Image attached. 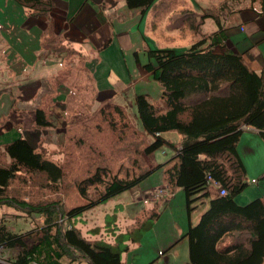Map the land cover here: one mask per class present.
<instances>
[{
  "label": "crops",
  "instance_id": "0c3cea01",
  "mask_svg": "<svg viewBox=\"0 0 264 264\" xmlns=\"http://www.w3.org/2000/svg\"><path fill=\"white\" fill-rule=\"evenodd\" d=\"M161 2L155 1L142 14L129 9L125 0H52V10L37 17L13 0H0V166L11 164L5 146L16 140H27L41 154L48 150L43 141L51 127L37 126V110H42L45 117L67 116L70 113L63 111V107L74 104L73 101L92 104L94 97L95 105L111 104L124 114L132 112L142 128L138 96H145L160 111H165L162 87L152 70L157 65L148 56L149 50L169 49L158 42L163 36L171 42L176 36L182 49L202 39L209 43L218 40L219 44L212 47L215 53L241 56L249 69L264 76V0H167L168 4L159 7ZM155 7H159L158 16L153 12ZM147 65H151V70ZM79 108L82 112L84 107ZM243 128L237 152L245 169L247 191L252 189L249 199L264 201V130ZM166 135L170 136L167 141L175 146L171 147L173 150L166 148L151 154L149 169L168 162L181 148L183 135L177 132ZM159 171H162L159 180L150 179ZM153 174L147 179L149 182L138 186V195L147 196L166 188L167 196L147 200L151 204L140 213L132 210L131 218L112 214L113 222H119L120 227L113 226L111 221L95 223L83 215L77 218L79 221L72 222L89 241L111 235V241L106 242L115 245L119 235L128 233L130 238L124 242L122 264H189L188 241L183 235L189 226L199 223L209 209L210 198L199 200L189 210L184 191L170 189L163 170ZM208 192L211 198L220 196L217 188H209ZM134 198L131 206L141 203L137 195ZM4 214L18 217L29 228L25 231L30 233L29 239L24 242L30 249L34 245L31 235L36 230L28 214L43 218L40 228L44 227V217L14 205L0 204V226L23 238L22 231H12ZM154 214L157 218L151 228L141 231L140 236H131L150 222ZM59 219L58 224L65 222L61 215ZM84 219L92 223L82 224ZM97 229L99 232H95ZM5 248L9 259L0 263L13 262L22 250L20 246ZM61 262L91 264L83 258L73 261L64 257Z\"/></svg>",
  "mask_w": 264,
  "mask_h": 264
},
{
  "label": "trees",
  "instance_id": "16d2710c",
  "mask_svg": "<svg viewBox=\"0 0 264 264\" xmlns=\"http://www.w3.org/2000/svg\"><path fill=\"white\" fill-rule=\"evenodd\" d=\"M13 1L37 17L47 15L53 7L52 0ZM155 1L125 0L129 9L142 14ZM215 44L219 41L202 39L185 51H148L157 65L152 70L161 84L166 110L160 111L145 96L137 97L139 120L154 138L145 154L151 155L165 145L174 148L162 137L168 132L183 135L182 146L168 162L133 178L110 176L106 169H96L77 186L86 205L66 211L60 202L34 205L9 196L10 185L22 173L40 174L48 183L58 184L63 179V169L35 151L25 139L5 146L12 162L0 166V204L27 209L30 214L42 215L45 222L31 235L34 245L30 249L25 238L0 226V244L22 248L13 262L0 264H62L64 257L73 261L87 259L91 264H122L125 235H119L115 245L104 240L89 241L72 221L85 210L140 186L158 170L164 171L170 189L184 191L189 210L199 200L210 198L209 209L199 223L189 226L183 235L188 241L189 264H264V201L256 199L239 206L235 200L248 186L237 152L243 127L264 130V76L249 69L241 56L215 53ZM146 68L151 70V65ZM35 114L37 126L51 127L42 110ZM207 176L217 180L227 195L211 198ZM91 188L97 191L94 200L89 196ZM59 215L65 220L63 224H58ZM156 218L157 214L152 215L150 222L131 236H140Z\"/></svg>",
  "mask_w": 264,
  "mask_h": 264
},
{
  "label": "rangeland",
  "instance_id": "374dc122",
  "mask_svg": "<svg viewBox=\"0 0 264 264\" xmlns=\"http://www.w3.org/2000/svg\"><path fill=\"white\" fill-rule=\"evenodd\" d=\"M165 3L168 4L167 0H163L159 4V7H164ZM158 8H153L155 16H158ZM166 23L167 21L164 20L163 25H166ZM167 25H170V22ZM168 30L171 29L168 28ZM163 38L164 36L158 39V42L162 46H169V49L185 51L190 47H184L185 49H182L183 46L179 45L176 36L175 41L172 42L165 41ZM73 102L74 104L66 108L63 107V111L67 110L72 116L70 114L58 117L55 114L46 116V119L51 122L52 126L46 130L44 135L43 144L47 145L46 148L48 150H43L45 153L43 154L49 160L54 161L62 167V181L58 184H50L45 180L43 175L22 173L10 185L8 190L9 196L34 205L60 202L65 210H70L71 208L88 203L79 194L77 186L79 182L94 174L96 169H106L110 173V176H119L121 178H133L149 169L152 160L150 155L145 154V149L151 144L153 138L144 132L132 112H130L131 114H124L121 111H117L111 104L95 105L96 100L94 97L92 104H86L85 101ZM77 104L84 107L82 112L80 111V106H77ZM166 134H164V139L168 140L170 136ZM40 145L42 148V143ZM166 148L173 150L171 147L164 146L156 150L153 154L156 152L161 153ZM161 175L162 171H159L153 174L150 179L156 180L158 178L157 180H159ZM145 182L147 183L149 181L147 180ZM247 188L244 192L237 195L235 199L239 206H245L256 200V198L249 199L252 189L247 191ZM139 191L140 189L138 187L125 191L113 197L105 204H100L85 210L82 217L92 218L95 223L111 221L113 226L115 225L116 227L117 225L120 227L119 222H113L112 218L114 215L120 217L127 215L131 218L132 210L140 213L145 206L151 204L148 203L147 196L138 195ZM136 195L141 199V203L131 206L130 202L136 200L134 198ZM89 196L93 200L97 197L95 188L89 190ZM111 208L114 210L109 211ZM8 211L20 212L18 209L14 211L8 209ZM10 216L13 218L12 221H10ZM28 217L34 223L33 230L37 231L43 222V218L29 214ZM3 218L7 220L12 231H22L24 238L29 239L30 233L25 232L29 228L26 229L27 227L22 225L23 221L21 219L12 214H4ZM85 221L92 223V221L84 219L82 224H85ZM114 230L117 231L119 228ZM125 236L124 242L130 238L128 233ZM102 237L104 241H111L112 239L111 235H103Z\"/></svg>",
  "mask_w": 264,
  "mask_h": 264
},
{
  "label": "built area",
  "instance_id": "2783aa9c",
  "mask_svg": "<svg viewBox=\"0 0 264 264\" xmlns=\"http://www.w3.org/2000/svg\"><path fill=\"white\" fill-rule=\"evenodd\" d=\"M207 187H208V189L213 188V187L217 188L220 196H226L228 193L227 190L224 189L222 187V185L217 180H215L212 176H207ZM167 194H168V190L166 188H159V189L149 193L147 195V200L149 201V199H150L152 201H156L161 197L167 196ZM160 254H162V253H160ZM8 259H9L8 258V252H7L6 248L2 244H0V261L4 262ZM33 264H36V263H33Z\"/></svg>",
  "mask_w": 264,
  "mask_h": 264
}]
</instances>
